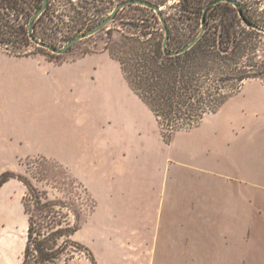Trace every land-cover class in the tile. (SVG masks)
<instances>
[{
	"label": "rangeland",
	"instance_id": "obj_1",
	"mask_svg": "<svg viewBox=\"0 0 264 264\" xmlns=\"http://www.w3.org/2000/svg\"><path fill=\"white\" fill-rule=\"evenodd\" d=\"M8 2L0 0L2 14L8 10ZM26 2L28 5L23 4L25 10L19 19H13V28L3 27L0 16V49L12 54L31 55L56 65L69 64L63 66L64 69L60 72L55 68L41 72L43 80L38 95L33 99H37L38 107L31 110L28 102L17 111L27 118L31 115L37 116V131L30 132L28 126H23V129L18 130V135L13 137V142L18 145H11L0 151V177L6 171L14 176L0 190V204L9 199L13 212L11 222L10 218L5 222L0 216V248L4 243H9L14 249L15 264H23L29 226L22 201L27 193L25 182L48 191L52 198L58 197L65 202L80 205L81 191L73 186L74 181H77L90 194L88 203L91 213L79 232L73 236V240L81 245V252H73L75 247L71 246L60 264H66L65 259L72 254L75 257L72 261L74 264H264V217L258 216L254 229L249 232L242 229L207 230V235L204 234L205 237L201 238L205 244L192 246L190 256L196 259L159 260L149 256L150 241L158 233V227L154 223L158 212L154 204V191L148 194L149 200L146 202L149 205L144 203L141 191L131 192L132 194H128L130 199L124 201L119 195V200L114 203L104 200L101 195L98 199L94 196L89 189V186L96 187L92 174L87 169L78 167L77 160L83 158L76 154L75 149L69 151L70 149L76 148L79 143L78 152H81L82 147L87 145H103L113 140L120 147V152L117 153L123 158L122 153L126 152L124 148L128 149V155L131 151L147 154L150 149L148 139L152 138L155 131L161 132L164 139L156 116L147 120L130 99L122 96L124 85L114 72L113 66L104 62L105 60L102 61L101 56L87 58V55L93 53H108L117 61L114 55L120 56L123 35L131 32L126 24L127 18L142 12L128 8L99 33L79 40L65 54H55L31 39L27 40L23 33L28 32L31 9L37 5V0ZM52 2L56 4L58 0ZM249 3L253 10L257 7L264 8V0H250ZM160 6L177 34L181 32L183 39L194 35L199 27L198 12H183L180 0H168V3ZM107 12L108 10L98 13L99 17H95L97 22L93 26L107 18ZM185 14L188 18L182 20ZM40 30H46L48 43L58 47L66 45L76 33L71 27L57 31L49 17L41 24ZM65 69L68 74L64 77ZM240 89L241 87L236 93ZM29 98V95L24 96L22 100ZM139 101L137 98L136 105ZM164 141L166 142L165 139ZM66 143L69 145L68 151L64 147ZM25 145L37 149L42 147L53 155L23 154V150L29 149ZM108 146L102 147L104 151ZM64 152L67 154H63ZM97 209V216L89 224V217ZM142 237L144 240H139Z\"/></svg>",
	"mask_w": 264,
	"mask_h": 264
},
{
	"label": "crops",
	"instance_id": "obj_2",
	"mask_svg": "<svg viewBox=\"0 0 264 264\" xmlns=\"http://www.w3.org/2000/svg\"><path fill=\"white\" fill-rule=\"evenodd\" d=\"M94 56H101L102 61L113 66L124 85L122 96L130 99L147 120L155 118L130 88L120 63L108 53H93L87 58ZM68 64L56 65L31 55L16 56L0 49V151L18 145L13 137L23 126H28L30 132L37 131L38 117L27 118L17 111L28 102L31 110L38 107L37 99H33L43 80L41 72L50 68L60 72ZM63 72L65 77L68 70ZM28 95L30 98L23 101ZM151 136L147 154L131 151L128 155V149L124 148L123 158L117 153L120 147L113 140L114 143L87 145L81 152H78L79 143L70 150L67 143L64 145L66 151L75 149L83 158L77 160L78 167L92 174L96 187L89 186V189L97 199L101 195L114 203L119 195L124 201L130 199L131 192L141 191L144 203L149 205L146 202L148 194L154 191L158 211L154 223L158 233L150 241L151 258L189 260L192 246L205 244L201 238L207 235V230L249 232L254 229L257 217H264L263 80L245 82L217 112L209 113L196 127L175 132L169 143L159 131ZM104 145H109L106 151L102 148ZM25 147L31 151L23 150V154L53 155L42 147ZM0 205L1 219L7 222L10 218L11 222L12 203L8 199ZM18 209L20 212L19 206ZM97 211L89 217V224ZM14 257V249L4 243L0 248V264H15Z\"/></svg>",
	"mask_w": 264,
	"mask_h": 264
},
{
	"label": "trees",
	"instance_id": "obj_3",
	"mask_svg": "<svg viewBox=\"0 0 264 264\" xmlns=\"http://www.w3.org/2000/svg\"><path fill=\"white\" fill-rule=\"evenodd\" d=\"M7 1L8 10L4 14L0 12L1 22L3 27L13 28V19H19L25 10L23 4L28 3L26 0ZM124 1L58 0L53 4L49 0L44 13L34 22L32 35L49 42L47 31L40 30L47 17L57 31L71 27L75 35L85 33L101 22L93 26L98 13L108 10L109 16ZM213 1L180 0L183 12H198L200 17L198 29L186 39L181 37V32H175L163 12L169 32L167 47L164 46L167 32L154 10L129 5L116 16L128 8L142 12L127 18L131 32L123 35L120 56L114 57L130 88L156 116L166 142H170L175 132L196 127L209 113L217 112L245 81L264 80V8L253 10L250 0H238L237 6L224 1L210 5L205 12L206 6ZM149 2L163 5L168 0ZM42 4L43 0H37V5L31 9L28 27ZM183 17L182 20L188 18L186 14ZM204 17L203 37L189 50L173 54L183 50L200 34ZM28 32L23 33L27 40H32ZM20 54L15 55L24 56ZM13 177L11 172H4L0 177V190ZM25 184L27 193L22 201L29 226L23 264H60L71 246L75 247L73 252H81V245L73 240V236L91 213L88 190L74 181L73 186L81 191V202L77 205L52 198L48 191L31 183ZM74 259L72 254L64 262L74 264Z\"/></svg>",
	"mask_w": 264,
	"mask_h": 264
},
{
	"label": "water",
	"instance_id": "obj_4",
	"mask_svg": "<svg viewBox=\"0 0 264 264\" xmlns=\"http://www.w3.org/2000/svg\"><path fill=\"white\" fill-rule=\"evenodd\" d=\"M224 1H229L231 2L234 6L239 5V1L238 0H214L213 2H211V4H208L205 8V12L207 11L208 7L210 5L213 4H219L221 2ZM49 0H43V4L40 7V9L36 12V14L31 17L30 20V24H29V35L32 38V41L35 42L36 44H38L39 46H42L44 48H47L49 51L55 53V54H65L68 52V50H70L79 40H83L93 34H96L97 32L99 33L101 30H103L114 18H116L117 14L119 13V11H121L122 9H124L125 7L132 5H141V6H145L148 7L149 9L154 10L159 17L161 18L160 20L162 21L165 30L167 32V36L164 42V46L167 47V43H168V36H169V32H168V27H167V23L165 21V15L163 13L162 7L159 4H155L152 2H149V0H126L122 3H120L119 5L116 6V8H114V10L111 12V14L105 18L104 20H102L99 24H97L95 27L91 28L90 30H88L85 33H79L76 34L73 38H71V40H69L66 45H64L63 47H58L56 45L50 44L47 41H43L41 39L35 38L32 35V32H34V22L36 20L37 17L41 16L44 11L47 8ZM205 17L202 20V29L200 34L195 37L183 50H179V51H175L173 54H177V53H183L187 50H189L190 48H192L200 39L201 37H203L204 33H205ZM264 31V29H262Z\"/></svg>",
	"mask_w": 264,
	"mask_h": 264
}]
</instances>
